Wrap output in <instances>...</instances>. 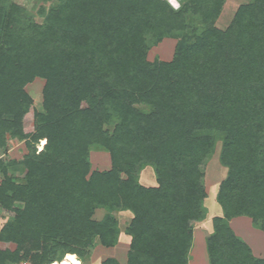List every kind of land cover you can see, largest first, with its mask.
<instances>
[{
    "label": "trees",
    "instance_id": "obj_1",
    "mask_svg": "<svg viewBox=\"0 0 264 264\" xmlns=\"http://www.w3.org/2000/svg\"><path fill=\"white\" fill-rule=\"evenodd\" d=\"M35 1L42 21L0 0V211L12 214L0 264H78L117 244L116 210L133 215L128 264H188L219 141L227 174L209 264H264L230 225L248 216L264 231V0L240 4L225 28L226 0ZM167 37L178 39L172 59L150 60ZM36 78L42 111L26 89ZM9 138L25 142L23 159L4 158ZM93 146L110 168L93 169ZM145 165L157 185L139 181Z\"/></svg>",
    "mask_w": 264,
    "mask_h": 264
},
{
    "label": "rangeland",
    "instance_id": "obj_2",
    "mask_svg": "<svg viewBox=\"0 0 264 264\" xmlns=\"http://www.w3.org/2000/svg\"><path fill=\"white\" fill-rule=\"evenodd\" d=\"M17 2L25 5L34 14L37 21H42V17L38 15V9L40 4L35 0H16ZM250 0H226L223 7L222 13L217 20V25L221 28H225L231 21L236 9L242 3L248 2ZM177 38L167 37L159 44L152 46L149 51L148 58L154 60L159 58L161 60L172 59L175 47L177 43ZM43 78H36L33 82L26 86L27 91L31 94L34 100V107L42 111V90L44 86ZM27 131L33 129V117L32 115L26 119ZM44 146L43 141L37 144V149L41 150ZM221 149V142H217L216 149L211 158L206 162L204 184L207 191V197L204 201V205L207 209V218L204 221L197 222L194 228V242L193 248L189 255V260L194 261L198 257L199 264H209L208 253L206 249V236L209 235L212 229V216L222 214V208L218 203L216 196L219 188V184L227 174V168L223 166L219 159V153ZM27 153V147L24 141H19L14 138L8 139V144L4 152V158L7 160H21ZM90 159L92 162L93 169H107L111 166V159L108 151L100 146H93L90 152ZM14 175L18 178L22 176V172L19 170L12 171ZM139 181L146 186L157 185L156 175L154 168L151 165H145L141 168L139 173ZM107 213L104 208H98L95 212V218L100 220ZM113 214L116 216L120 228V236L118 242L113 247H105L103 245L97 244L90 254L86 257L80 259L78 264H100L106 257H118L121 264H127V250L129 245L128 234H126L125 229L128 226L132 213L130 211H114ZM12 214L7 211H0V228L10 219ZM230 225L233 229L238 232L239 236L249 240L253 246H255L256 251L259 248L264 249V231L253 224V221L248 216H238L230 221ZM202 230V231H200ZM0 246L4 244L0 243ZM263 246V247H262ZM14 247V245H11ZM194 249V250H193ZM193 251V252H192ZM81 260V261H80ZM61 261H66V258ZM21 264H30L29 262H23ZM54 264H68L67 262Z\"/></svg>",
    "mask_w": 264,
    "mask_h": 264
},
{
    "label": "crops",
    "instance_id": "obj_3",
    "mask_svg": "<svg viewBox=\"0 0 264 264\" xmlns=\"http://www.w3.org/2000/svg\"><path fill=\"white\" fill-rule=\"evenodd\" d=\"M213 217V216H212ZM195 228V227H194ZM233 228V227H232ZM234 230V229H233ZM200 231H202V230H200ZM235 231V230H234ZM212 232V229L210 230V233ZM236 232V231H235ZM236 234L239 236V234H238V232H236ZM207 237V236H206ZM241 237V236H240ZM242 238V237H241ZM242 239H244L245 240V238H242ZM128 240H129V245H128V250H129V246H130V242H131V236L130 235H128ZM249 245H250V247L252 248V251H253V253H254V255L255 256H257V257H261V258H264V249L262 250V248H259V247H257L259 250L258 251H260V252H255L256 251V248H255V246H253L250 242H248L247 240H245ZM193 242H194V238H193ZM192 246H193V243H192ZM263 247V246H262ZM192 248L193 247H191V249H190V252H191V250H192ZM264 248V247H263ZM128 250H127V253H128ZM194 250V249H193ZM193 252V251H192ZM189 255H190V253H189ZM107 258V257H106ZM105 258V259H106ZM115 258H117L118 260H119V258L116 256ZM104 260V259H103ZM102 260V261H103ZM101 261V262H102ZM120 262V261H119ZM120 264H121V262H120ZM128 264V263H127ZM188 264H199V261H198V257L192 262V261H190L189 260V262H188Z\"/></svg>",
    "mask_w": 264,
    "mask_h": 264
},
{
    "label": "built area",
    "instance_id": "obj_4",
    "mask_svg": "<svg viewBox=\"0 0 264 264\" xmlns=\"http://www.w3.org/2000/svg\"><path fill=\"white\" fill-rule=\"evenodd\" d=\"M172 5H173V7L174 8H179L180 7V5H181V3H180V1L181 0H168ZM81 261V260H80Z\"/></svg>",
    "mask_w": 264,
    "mask_h": 264
},
{
    "label": "bare ground",
    "instance_id": "obj_5",
    "mask_svg": "<svg viewBox=\"0 0 264 264\" xmlns=\"http://www.w3.org/2000/svg\"><path fill=\"white\" fill-rule=\"evenodd\" d=\"M55 262H53L52 264H54Z\"/></svg>",
    "mask_w": 264,
    "mask_h": 264
}]
</instances>
